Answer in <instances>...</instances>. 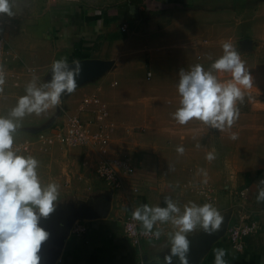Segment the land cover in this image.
I'll return each mask as SVG.
<instances>
[{
    "label": "crops",
    "instance_id": "1",
    "mask_svg": "<svg viewBox=\"0 0 264 264\" xmlns=\"http://www.w3.org/2000/svg\"><path fill=\"white\" fill-rule=\"evenodd\" d=\"M132 6L140 7L139 4H126L122 15L119 10L122 25L132 14L135 16ZM54 12L56 14L48 19L49 24L45 25V22L40 26L51 47L53 60L50 63L61 57H67L69 63L85 58L107 62L100 74L77 86L72 94L63 95L60 121L74 114L75 101L87 94L83 91L98 95L115 125L112 141L129 149L135 164L146 173L147 186L137 196L129 191L99 185L92 173L99 158L92 147H67L66 152L60 151L63 154L48 150L55 153L59 168L67 164L65 173H68L69 159L78 162L81 158L86 159L82 162L81 172L73 169L69 185H63L69 181L68 177L61 178L54 211L39 220V227L49 233L41 246L40 264H46L55 250L57 254L52 264H164V257L170 252V234L177 230L171 221L154 225L152 231L161 232L159 239H145L138 244L122 234L121 222L143 204L166 207L165 197L171 198L182 213L189 202L198 206L208 203V196H224L221 201L227 203L224 191L234 189L229 193L233 195L237 191L233 200H245L252 209L264 212V202L256 200L260 187H264L259 183L264 180V169L251 172V169H240L234 161L229 165L224 159L223 141L229 140L231 133L238 137V127L234 129L233 125L231 130L221 131L198 120L180 125L172 118L179 107V72L182 69L187 71L195 64L211 70L205 47L196 37L177 42L175 35L159 34L142 40V44L137 40L133 44L121 33L113 36L112 27H106L108 21L112 24L117 19L116 15L109 13L103 17L81 6L64 10L62 16L59 10ZM191 38L196 43L192 44ZM99 41L103 42L104 55H96ZM184 41L189 42V46ZM108 46L109 57L106 55ZM147 65L149 68L145 69ZM212 71L224 80L223 74ZM235 125L238 126L239 122ZM216 141L220 142L219 147L215 145ZM178 146L184 148L183 155L177 153ZM209 152L215 156L212 161L205 158ZM28 153L31 150L25 154ZM43 177L42 184L47 185L51 180L46 175ZM205 179L207 183H204ZM208 188L212 192H208ZM76 221H84L87 226L82 237L70 234ZM218 231L209 235L197 227L188 234V264H214L216 248L226 250L227 264H264L263 241L261 244L253 239L252 246L245 253L233 254L219 238H213ZM262 236L264 238V233ZM206 242L211 244L197 263L196 252ZM172 264H180L177 257L172 258Z\"/></svg>",
    "mask_w": 264,
    "mask_h": 264
},
{
    "label": "rangeland",
    "instance_id": "2",
    "mask_svg": "<svg viewBox=\"0 0 264 264\" xmlns=\"http://www.w3.org/2000/svg\"><path fill=\"white\" fill-rule=\"evenodd\" d=\"M172 1L175 4L171 1L168 2V0H142L139 9L131 7L135 8V16L132 14L131 18L125 20L127 23L122 25L123 21L120 20L119 10H121V15L125 14L123 12L124 5L128 4L129 0H9L12 15L0 13V36L4 39L0 48V70L5 74L3 91L0 92V116L11 118L9 113L16 106L18 99L26 95L25 89L30 82H34L36 87H42L52 78L51 47L46 43L44 29L41 30L40 26L45 22V25L49 24L48 19L52 14L53 16L56 14L55 10L57 12L59 10L58 13L62 16L64 10L81 6L90 8L96 11L97 15L103 17L109 13L116 15L117 19L112 24L108 21L106 27L108 25L112 27L113 36L115 34L119 36L121 33V36L132 40L133 44L136 43V40L142 44V40L159 34L175 35L177 42L196 37L205 47L204 53L207 62L211 64L223 54L222 42L230 41L245 62V66L252 77L253 87L245 90V101L238 105L240 117L235 124L239 122V125L234 124L233 126L234 129L238 127L239 130L237 139L223 141L224 159L229 165L234 161L240 169H251V172L257 168V170L264 169V0ZM192 38V44L196 43L194 42L195 39ZM126 42L128 43L129 40L126 39ZM184 43L189 46V42L184 41ZM102 46H104L103 42L99 41L96 55H104ZM109 50L108 46L107 57L110 55ZM197 59H200L199 55ZM148 68V65L145 66V69ZM223 77L224 80H227L230 78V74L224 73ZM86 82L88 81L82 84ZM83 92L87 93L86 96L99 98L96 94ZM84 97L75 101L74 114ZM62 98L63 95L61 104L56 108L49 109L39 116L35 113L26 115L22 120L17 121L20 127L14 133L13 147L19 148L23 144L27 145L23 156L31 150V153L26 156H33L40 162L38 168L40 179L45 178L43 176L46 175L47 179L51 180L49 183L55 182L59 185L62 177H68L69 181L64 182L63 185H69L70 179L72 180L74 175L72 174L73 169L81 172L82 162L86 158H81L79 162L72 161V158L69 159L70 164L66 169L68 173H65L67 164L59 168L58 162L55 161L54 152L63 154L60 151H65L67 147H92L99 159L103 153L99 150V143L95 146H60L57 141H50V137L57 129L56 127L61 126L59 111L62 106ZM98 106H102L106 115L97 114L96 107ZM79 113L85 119L88 117L97 123L110 124L109 126L113 127L109 131L105 129L109 134L108 151L130 154L129 149L124 145L112 141L115 125L112 124L108 110L99 99L97 105H91L88 111L83 110ZM96 115L102 118L97 120ZM215 143L219 147L220 142L216 141ZM130 156L132 155L130 154ZM99 161L93 167L92 173L99 185L109 189V186L102 179L100 180L94 172L100 163ZM43 180H41L42 183ZM233 190L224 191L227 194V203L221 201L224 196L220 198L208 196L206 201L216 207L222 216H226V219L223 217V222H225L223 228L219 229V233L213 238H219L223 244H226L227 248H230L233 254H243L247 249H250L253 239L263 244L264 212L260 213L252 209L245 200L240 202L233 200L237 196V191L233 195L229 194ZM207 191L212 192L209 188ZM222 202L224 203L222 204ZM236 220L240 224H255L257 226H255L256 231L245 234L237 243L233 241L230 233V229L237 224ZM80 222L85 224L84 221ZM240 244L242 246L238 248Z\"/></svg>",
    "mask_w": 264,
    "mask_h": 264
},
{
    "label": "clouds",
    "instance_id": "3",
    "mask_svg": "<svg viewBox=\"0 0 264 264\" xmlns=\"http://www.w3.org/2000/svg\"><path fill=\"white\" fill-rule=\"evenodd\" d=\"M0 13L12 15L9 0H0ZM222 52L211 64V70L195 64L189 70L179 72V107L172 114L178 124L198 120L224 131L231 130L239 119L238 105L245 101V90L253 87L252 77L230 41L222 42ZM212 70L230 74V78L222 81ZM51 71V80L42 87H36L34 82L28 84L26 95L18 99L9 113L11 118L0 116V264H40L41 246L49 236L39 227V220L54 211L59 185L55 182L43 185L38 174L40 162L33 156L17 154L13 145L14 133L20 127L17 121L33 113L39 116L59 106L62 95L75 92L82 65L78 60L69 63L67 57H61L52 62ZM4 83L5 76L0 70V92ZM230 139H237V134L231 133ZM176 151L183 155L185 150L178 146ZM205 158L212 161L215 156L209 152ZM204 175L206 177L207 173ZM259 183L264 185V180ZM256 200L264 202V187H260ZM165 203L166 207L143 204L132 212V219L141 222L143 234L157 239L161 232H153L154 225L171 221L177 230L170 234L171 247L164 257V264H172L173 257H177L180 264H188V234L197 227L206 234H214L220 229L223 216L211 203L198 206L189 202L182 213L171 198L165 197ZM214 253V264H227L225 249L216 248Z\"/></svg>",
    "mask_w": 264,
    "mask_h": 264
},
{
    "label": "built area",
    "instance_id": "4",
    "mask_svg": "<svg viewBox=\"0 0 264 264\" xmlns=\"http://www.w3.org/2000/svg\"><path fill=\"white\" fill-rule=\"evenodd\" d=\"M4 43V39L0 36V48ZM1 59V57H0ZM98 99L86 96L79 103L75 114L68 115L67 118L61 122V126H57L50 141H57L60 146H95L99 143L101 159L100 163L94 171L98 178L104 181L109 189L119 191H129L134 195H140L142 189L147 186V176L144 170L138 168L130 154L127 152L114 153L108 151L107 142L109 141V134L107 130H112L110 124L103 125L100 122H95L93 119L85 117L79 113L80 111L90 109L91 105H97ZM97 114L106 115L102 106L96 107ZM94 111V110H93ZM97 120L102 117L96 115ZM107 129V130H105ZM27 149V145L23 144L19 148L13 147V150L19 155H23ZM236 225L230 229L231 238L235 243L239 242L242 236L249 234L251 231H256L255 224L246 225L240 224L236 220ZM264 224V215H263ZM257 227V226H256ZM87 226L80 221H76L71 229V234L75 236H84ZM122 234L130 239L133 243L138 244L145 239L154 238L152 235H145L144 229L140 221L132 219V213L125 216L121 222ZM242 245L240 244L238 248Z\"/></svg>",
    "mask_w": 264,
    "mask_h": 264
},
{
    "label": "water",
    "instance_id": "5",
    "mask_svg": "<svg viewBox=\"0 0 264 264\" xmlns=\"http://www.w3.org/2000/svg\"><path fill=\"white\" fill-rule=\"evenodd\" d=\"M82 65V72L79 77H77V85L82 84L85 81L92 79L93 77L97 76L107 67V62L100 61L97 59H82L78 60ZM71 63V62H70ZM103 215V212L100 213ZM209 244L207 242L196 252V262L199 263L200 259L204 255L206 249L208 248ZM57 252L56 250L52 253L47 260L46 264H52Z\"/></svg>",
    "mask_w": 264,
    "mask_h": 264
},
{
    "label": "trees",
    "instance_id": "6",
    "mask_svg": "<svg viewBox=\"0 0 264 264\" xmlns=\"http://www.w3.org/2000/svg\"><path fill=\"white\" fill-rule=\"evenodd\" d=\"M140 3H142V0H129V2H128V4L134 5V6H137Z\"/></svg>",
    "mask_w": 264,
    "mask_h": 264
}]
</instances>
